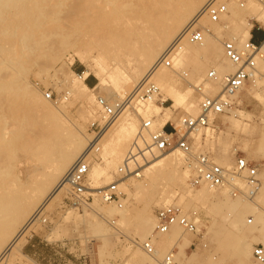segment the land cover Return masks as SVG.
<instances>
[{
  "label": "bare ground",
  "instance_id": "obj_1",
  "mask_svg": "<svg viewBox=\"0 0 264 264\" xmlns=\"http://www.w3.org/2000/svg\"><path fill=\"white\" fill-rule=\"evenodd\" d=\"M61 1L63 0H55L50 5L47 19L50 25L57 27V30L63 31L73 18L80 19L79 22L82 25L93 28L98 25L103 27L102 30L98 27L93 33L97 34L94 44L89 39L82 41L81 47L73 52L71 62L75 60L89 68L98 86L107 89L111 97L116 98L117 101L128 96L133 97L140 86L149 80L155 83L160 93H163L176 107L181 98L174 90V77L188 63L193 64L192 70L196 72L208 67L215 71L216 79L210 81L212 84H207L209 89L206 87L214 95L221 92L225 77L236 70V67L224 57L223 43L220 41V38L221 40L224 38L221 31L227 28H219L218 25H222L225 17L234 15L233 7L243 9L247 0L239 6L236 0H219L226 7V13L220 16L219 23H211L208 18L202 16L210 0H78V5L71 15L66 14L67 11L62 7ZM246 7L250 14L248 19L251 18L256 23H264V8L260 0L249 1ZM36 9H38L36 0L34 2L0 0V66L26 56L25 53L17 52L15 49L25 46L24 40L27 32H19V29L12 24L16 23L20 17L27 18L28 13ZM33 18L32 22H35L37 17ZM195 21H198L199 27L203 29L202 43L199 45L182 43L171 69L161 68L153 71V67L160 61L163 53ZM253 27L254 25L247 20L243 22L241 32L232 28L231 33L238 40V42H232L238 48L241 47L250 38ZM94 35H91V38H95ZM2 39L8 40V43L2 45ZM11 39L12 41H9ZM6 46L9 47L5 48ZM205 57L212 62L221 61V67L203 63L202 60ZM261 70H264V58L256 60L255 69L247 83L252 78L256 89L264 91V75L260 73ZM23 75L24 70H21L16 74H10L6 79L0 78V85L10 81L11 78L18 79L15 94L22 97L20 101L14 93L9 94L0 86V113L2 114L0 117V264H14L16 260L18 261L29 236L28 232H24L27 223L39 211L52 208L61 201L63 196L67 197L66 175L78 158L88 152L97 141L96 148L89 156L87 182L90 189L95 191L105 188L103 186L112 180L111 174L119 171L118 166H125V158L128 154L133 155L135 151L133 144L140 151L148 149L143 154L139 152V156L135 159L138 165H142L141 168L137 166L138 170L142 169L140 173L132 174L133 178L142 179L135 191L143 192L157 185L159 195H168L177 199L173 205L179 206L197 227L200 223L199 218L187 212L189 207L203 205L216 213L224 211L223 220L217 224H214L216 221H212V227L208 229L209 233H213L218 238V249L222 252H231L237 258V264H256L251 255L252 244L264 246V218L260 212L253 213L255 224H253L254 219L248 220L250 226H247L244 218L248 213H252L251 207L248 204H241L238 196L233 197L228 189H209L205 185L196 189L192 188L188 182L190 174L191 176L193 174V171L191 173L189 171L188 157L178 148L158 155L154 154L155 151L148 148L150 130L144 132L140 128V132L136 134L138 132L137 119L131 118L126 111L111 126L106 127V133L104 132L105 135L103 134L101 140H99L100 136L91 141L90 137L70 124L65 113L58 106L56 109L50 108L48 102L30 87ZM35 77L37 78V75ZM86 77L87 74H85ZM78 83V87L73 91H67V95H72L73 99H71L76 103L79 101L82 106L85 103L86 106H91L94 101L90 99L89 94L95 89H89L83 82ZM247 83L241 89L246 87ZM253 97L258 96L253 94ZM62 100H65L64 97ZM107 101L111 100L108 98ZM152 103L154 102L135 105V111L130 112H135L142 121H149L151 128L153 125V127L158 126L163 129L172 121V113L169 108L161 110ZM23 106L28 111L34 110L37 114L41 126L47 132L42 137L24 138L25 123L29 120V116L25 114ZM152 110L156 112L154 121L141 118L140 115L149 118ZM197 114L199 113L196 109L189 106L185 118H195ZM230 114L229 124L232 132L229 131L234 134H246L248 126L243 123L246 120H242L238 114ZM211 120L208 126L211 125ZM202 129L205 128L190 133V136ZM205 135L209 139L214 138L212 131L206 130ZM261 136L256 152L264 155V135ZM143 146L145 148L142 149ZM142 157H145V161L142 160L144 164L140 160ZM92 158L94 164L91 166ZM211 159L213 163L222 168L228 167L227 161L217 164L218 162ZM185 162L188 167L184 166ZM127 167L129 171L124 177L131 176L133 165L129 162ZM114 183L118 188V182ZM235 183L240 189L243 181L237 180ZM126 185L128 187V184ZM175 185L182 190L172 189ZM168 188L171 190L169 193H167ZM94 200L102 202L97 195ZM159 200L162 201V198L160 197ZM88 208L94 215H101L105 221H110L108 218L115 211L113 206H108L102 213H98L97 208L93 206H88ZM125 217L126 215L120 221H125ZM155 224V221L145 217L136 228L135 235L142 243ZM241 228L253 230L257 234L251 240H247L240 237ZM183 235L184 232L174 226L168 234L159 236V242H155L160 248L155 249L156 255L164 256L172 244ZM140 249L136 248L129 256L130 261L139 264H158L155 259H150ZM182 257L179 258L185 264L184 261L188 257L185 253H182Z\"/></svg>",
  "mask_w": 264,
  "mask_h": 264
},
{
  "label": "rangeland",
  "instance_id": "obj_2",
  "mask_svg": "<svg viewBox=\"0 0 264 264\" xmlns=\"http://www.w3.org/2000/svg\"><path fill=\"white\" fill-rule=\"evenodd\" d=\"M54 1L55 0H36L38 9L30 11L27 18L20 17L16 20V23L12 24L16 29H19V32H27L24 40L25 46L20 49H15L17 52L20 51L25 53L26 56L2 64L0 66V78L6 79L10 74H16V72L24 70L23 76L26 78L30 87L35 90L42 99L48 102L49 107L56 109L58 106L59 109L65 113L72 126L78 128L79 131L90 137L91 141H94L96 131H94V128L91 126L94 123L99 126L105 125V120L102 118L101 108L97 103V98L100 97L104 100H108L109 98L111 101L117 100L111 97L107 89L98 86V82L89 68L81 65L75 60L71 62V59L73 58V52L81 47L82 41L89 39L94 44V41L97 39V34L94 35L93 33L97 31L98 27L101 28V30L103 27L98 25L95 26L96 28H93L91 26L82 25L79 22L80 19L73 18L65 26L63 31L57 30V27L50 25L47 20L50 12L49 7ZM247 1L246 5L252 0ZM30 2H34V0H30ZM236 3L239 6L240 3L244 4L245 1L236 0ZM61 4L62 7L66 9V14L71 15L78 5V0H63ZM246 5H243V9L241 7L239 9L233 7L234 15L225 17L222 20V25H218L219 28H227V30L223 29V31H221L222 37H224V40L220 38L222 43L229 39H231L229 41L238 42L236 36L231 33V30L233 28L241 32L243 22L247 20L254 25L251 30L253 37H255L256 40H260L261 32L257 31L256 28H264V23H256L254 20H251V18L248 19L247 17H249L250 14L246 9ZM241 13L242 15H240ZM33 17H37L35 22H32L34 19ZM253 29L255 31H253ZM91 35H94L95 38H91ZM9 41H12V39ZM6 43H8V40L2 39V45ZM8 47L9 46H6L5 48ZM202 61L203 63H209L211 66L216 65V67H221L222 65L221 61L216 60L212 62L208 60V57H205ZM192 69L193 64L188 63L184 69L181 72L179 71L178 75L174 77L173 87L181 98L178 106L174 107L173 103L163 93H161L158 102L152 103L161 110L164 108L170 109L172 121L167 124V130L169 132H172L171 129L174 127H176V130L180 127L181 119H185L189 106L194 107L197 113H199V98L194 88L201 82L211 68L208 67L199 72L193 71ZM182 72L187 74L186 78L181 77ZM260 73L264 75V70H261ZM85 74H87L86 78ZM35 75H37V78ZM78 77L82 78L80 79ZM17 80L11 78L10 81L0 86L7 90V93H14L21 101L22 97L19 94H15ZM78 82L85 83L89 89H95L94 92L89 94L91 97L90 99L94 101V104L92 103L91 106H86L85 103V107H83L84 105L82 106L79 101L76 103L72 100V95H67V91H73L78 87ZM208 83L211 82H207L204 85V93L208 97L217 96L208 90ZM206 87L208 89H206ZM6 88H10L11 90L9 91ZM48 93L52 95L51 101L46 100L45 94ZM253 94H257L258 97H253ZM63 97L65 100H62ZM57 98L61 100L58 102ZM229 103L232 105V109L228 114L211 120V125L206 126L205 129L200 130L198 133H194L192 136H189V138L191 139L192 155L194 157L204 154L210 155L209 157L213 158L215 162H218L217 164L227 161L228 167L225 166L224 168L232 169L236 157L241 156L245 158L246 161L256 166L258 178L262 183V187L254 198L248 199L244 196L247 193L244 182L241 183L240 189L237 187V183L235 184L237 189L242 193L241 196H238L240 203L248 204L251 207L252 213H248L244 218V221L248 224V220H253L254 214L257 212H260L262 218H264V155L256 152L257 143L261 140V135H264V91L261 89L257 90L254 80L251 78L246 87L229 98ZM17 109L20 113V107ZM23 110L25 114L29 116V120L25 123L24 138H38L46 134L47 132L44 130V127L41 126L34 110L30 109L31 111H28L26 108ZM126 112L131 118L135 117L134 119H137L136 124L138 132L136 134H138L140 132L142 120L139 119L135 112ZM230 113L238 114L242 120H246V122H243L248 126L246 134L231 133L232 131L229 124V118L231 117ZM1 115L0 113V117ZM149 115V118L143 117L142 115L140 116L144 120L154 121L156 119L155 110H152ZM159 129L158 126L153 127L152 125L150 132ZM105 130L106 128L104 129L106 133ZM206 130L213 132V139H209V137L205 135ZM104 132L101 133L100 140L103 138V134L105 135ZM132 146L134 148L135 144ZM143 148L144 146L142 149ZM135 153L136 151H134L133 155ZM95 154L94 156H96ZM154 154L158 155L160 153L154 152ZM127 157L125 159H127ZM143 159L145 161V157L140 158L142 164H144L142 161ZM188 159L190 170L189 168L186 169L191 173L194 160L190 157H188ZM93 161L94 159L91 161V166L94 164ZM137 166L141 168L142 165ZM137 166L131 168V176L129 177H124L126 174L121 175L118 172L111 174L112 180L106 186H103L107 187L114 182H118L117 189L121 194L119 203L121 206L120 208L115 204H104L99 200H94L89 205L97 208L99 211L98 213L104 212L108 206H113L115 211L114 214L108 218L110 221L103 220L101 215H94L89 208L83 209V211L63 209V200L65 199L63 196L61 201L54 207L45 210L48 214V221L50 224L47 228L39 227L34 231L32 239H27L26 244L21 250V255L18 257V261L16 260L17 262L15 261L14 264H78L80 260L83 259H85L86 264H139L129 260V256L136 248H140L139 245L142 243L139 237L135 235L136 228L142 223L145 217H149L151 220L155 221V212L163 207L175 204L177 199H173L168 195H159V187L157 185L143 192L140 190L135 191L137 186L142 182V179L132 177L142 170H138ZM184 166L188 167L186 162ZM118 168L120 167L118 166ZM133 170L138 172L136 173ZM89 182L91 181L89 180ZM126 184H128V187H126ZM172 189L178 191L179 188L175 185L172 186ZM167 190V193L171 192L169 188ZM160 197L162 201L159 200ZM115 212L117 213L115 214ZM187 212L192 216L197 215L199 218V226L197 227V225H195L196 234L190 235L184 233L181 238L177 239L172 244V246L176 243L178 244L179 257H182V253H185L188 257V259L184 261L185 264H237V258L231 252L220 251L218 249V238H216L213 233L208 232V229L212 227V221H216L214 224L222 221L225 212L216 213L203 205L189 207ZM206 212L209 215L206 214ZM125 215V221H120ZM113 222L114 224H112ZM253 224H255V219ZM247 226H250V224ZM154 227L155 225L152 227L151 231L147 233L146 239L153 233ZM239 234L240 237L251 240L257 233L250 229L241 228ZM159 240L156 242H159ZM191 244H193V247L190 251H186ZM253 246H255V244H252V248ZM155 249H160L158 243H155ZM141 252L144 253L142 250ZM156 256L155 260L157 262L163 257L157 256L158 258H156Z\"/></svg>",
  "mask_w": 264,
  "mask_h": 264
},
{
  "label": "built area",
  "instance_id": "obj_3",
  "mask_svg": "<svg viewBox=\"0 0 264 264\" xmlns=\"http://www.w3.org/2000/svg\"><path fill=\"white\" fill-rule=\"evenodd\" d=\"M243 5V3H240ZM262 8H264V0H260ZM226 13L224 3L219 0H210L207 4L202 16L208 18L211 23H219L220 16ZM261 32L260 40H256L251 36L241 47L232 41L223 42L224 57L236 67L233 74L225 77L221 93L215 97H208L204 93V84L216 79L214 70H209L201 82L194 88L199 98V114L195 118L181 119L179 130L173 128L172 132L167 130V125L163 129L149 132V149H153L158 153H165L174 148H178L185 156L194 160L193 174L189 179V185L192 188H199L205 185L209 189H228L233 197L241 196L242 193L236 188V181L242 180L247 188V193L244 195L248 199H252L259 192L262 183L258 178L256 166L246 161L245 158L237 156L234 166L231 170H226L215 163L208 155H192L190 133L198 129L208 126L209 121L216 119L219 116L228 114L232 105L229 103V98L235 95L249 80L251 73L255 69L256 60L264 58V28H256ZM203 40V29L199 27L198 21L190 24L185 31L170 45L163 53L160 61L155 64L153 71L161 68L171 69L173 61L181 49L182 43L186 42L193 45H199ZM182 78H186V73H181ZM82 78V77H78ZM161 96L158 86L148 81H145L137 93L132 97L128 96L120 101H107L100 97L97 98V103L101 108V114L105 125L99 126L93 124L95 138L98 139L101 133L107 126H111L117 118L125 111H135V105L146 104L148 102H158ZM47 100H52L50 93L45 94ZM151 123L142 121L141 131H149ZM100 140V139H99ZM98 141L92 145L88 152L80 156L71 167L69 173L65 177V185L67 187V197L63 200V209L81 210L88 209V206L97 197L104 204H115L120 206L121 194L115 183L109 186L92 190L88 186V173L90 164V154L96 148ZM145 148V147H144ZM136 155H129L125 161V166L119 168L118 173L125 175L129 170L127 164L130 162L133 166H137L136 157L145 151H140L136 145L134 147ZM140 152V153H139ZM155 227L152 235L147 238L141 245V250L151 259H155L156 250L155 242L159 236L168 234L172 227H178L184 233L195 235L196 226L192 220L182 212V210L174 205L163 207L155 212ZM48 214L41 210L38 214L30 219L27 223L24 232H28L27 239L31 240L34 231L39 228H47L49 225ZM193 247L191 244L186 251H190ZM179 253L178 244H174L172 248L162 257L158 264H183L177 257ZM252 258L256 264H264V246L255 245L252 248ZM78 264H86L85 259L80 260Z\"/></svg>",
  "mask_w": 264,
  "mask_h": 264
}]
</instances>
